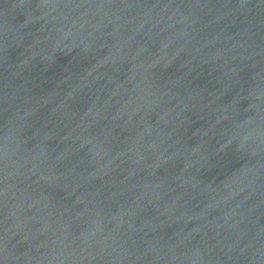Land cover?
I'll return each instance as SVG.
<instances>
[{"label": "water", "instance_id": "water-1", "mask_svg": "<svg viewBox=\"0 0 264 264\" xmlns=\"http://www.w3.org/2000/svg\"><path fill=\"white\" fill-rule=\"evenodd\" d=\"M0 264H264V0H0Z\"/></svg>", "mask_w": 264, "mask_h": 264}]
</instances>
